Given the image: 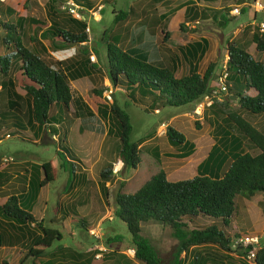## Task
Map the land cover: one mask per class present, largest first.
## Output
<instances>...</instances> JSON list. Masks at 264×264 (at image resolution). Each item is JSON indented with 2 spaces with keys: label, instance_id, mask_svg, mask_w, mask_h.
<instances>
[{
  "label": "trees",
  "instance_id": "1",
  "mask_svg": "<svg viewBox=\"0 0 264 264\" xmlns=\"http://www.w3.org/2000/svg\"><path fill=\"white\" fill-rule=\"evenodd\" d=\"M70 1L77 5H91L90 0ZM153 1L156 0H150L151 6ZM6 8L8 12L16 11L15 4L12 3L6 4ZM18 9V18L15 22L0 23L4 31L0 41L5 46L9 44L12 46L9 54L0 55V74L3 76L8 74L12 58L18 62L19 67L13 78L6 76L3 82L8 84L10 90L16 83L24 91L23 97L27 101L25 111L27 122L40 126L47 121L48 111L53 105L63 107L66 112L72 105V115L80 120L79 129H91V126L85 127L84 124V119L91 115V110L79 95L72 94L69 80L89 76L91 70H98L97 66L88 63L87 57L56 61L59 65L57 68L47 65L35 51L20 43L17 28L24 13L21 6ZM53 12L51 8V13ZM165 16L166 13L163 12L161 16L151 19L149 22L151 34ZM220 17L225 23L226 18L223 15ZM29 20L41 26L38 20L34 18ZM63 20L64 22H60L51 19L41 31V35L48 36L60 47L80 44L87 40L83 19L67 17ZM112 21L117 27L121 29L123 27V34L126 37L127 27L136 21V17L130 9L119 10L113 13ZM182 26L180 22L178 27L181 29ZM166 37L167 32L163 31L162 39ZM251 41L256 51H263L264 30L253 31ZM206 43V39L200 37L179 47L178 50L187 62L188 68L184 74L175 76L178 57L173 53L166 56L160 53L161 44L157 48L158 59L152 62L146 58L144 52L125 49L122 43L106 39V76L114 87L124 89L127 97L144 112H150L161 104L176 107L191 103L194 106L200 97L209 93L208 80L213 65L208 64L202 73L197 70V61L201 58ZM224 48L226 69L228 71L233 69L235 76L233 73L227 76L225 94H221L220 99L210 95L211 102L208 105L215 116L218 113L222 114L220 118L224 124H215L213 142L205 156L197 163L195 174L189 178L170 181L166 178L165 172L158 169L133 192L116 191L113 196L114 217L124 223L130 244L134 248V257L144 264H223L217 254L189 256L187 251L190 247L203 244H214L222 250L229 251L231 236H237L238 231L234 230L230 234L224 226L229 227L230 218L236 209L237 195L242 193L250 196L256 191H264V133L250 124L242 114L264 113V63L254 59L244 47L230 40L225 42ZM84 51L82 50V54ZM249 88L253 89V94L245 93ZM218 91L223 92L220 89ZM92 92L94 95H100L101 90L93 88ZM229 95L235 96L234 101L238 110L230 106ZM17 97L18 94L11 90L7 110L0 111V128L6 123L18 124V115L10 112L11 109L18 108L17 100H14ZM97 111L99 116L108 121L107 131H113L117 136L116 157L121 160L123 166L136 168L140 162L139 142L131 138L132 125L128 113L115 100L107 107L102 105L97 108ZM15 133L19 135V130L16 129ZM164 135L166 141L178 149L176 156L184 157L193 151V144L172 126L165 127ZM251 146L257 149L256 153L245 150V147L249 149ZM56 154L61 160L60 166L67 173L68 185L71 181L70 176L74 175V167L70 160L74 159L73 154L64 144L59 145ZM65 163L68 165L65 166ZM38 167L42 177L30 183L34 193L40 186L52 181L56 175L53 165L48 160L41 162ZM110 168L108 165L99 171L98 177L102 183L109 179ZM2 176L3 173L0 172V177ZM64 214L66 212L63 211ZM0 217L1 223L16 231L20 237L29 236L30 244L26 249L25 258L38 257L53 241L61 238L60 232L45 227L41 219H36L31 212L20 207L16 195L8 194L5 200L0 202ZM147 220H155L169 227L177 240L175 249L166 261L161 259L153 245L140 234V222ZM83 223L82 220L80 224L85 226ZM119 237L117 234L107 238V242ZM241 251L242 256L253 252L250 263L264 264V243L256 247L247 244ZM52 254L56 255V264H96L97 261L88 252L60 244L52 249ZM113 264L121 262L116 260Z\"/></svg>",
  "mask_w": 264,
  "mask_h": 264
},
{
  "label": "rangeland",
  "instance_id": "2",
  "mask_svg": "<svg viewBox=\"0 0 264 264\" xmlns=\"http://www.w3.org/2000/svg\"><path fill=\"white\" fill-rule=\"evenodd\" d=\"M133 1L134 0H90V6L83 5V7L77 9L74 14L68 10V7L76 5L70 0H0V23L2 21L15 22L18 18V7L21 6L23 8L22 12L24 16L21 18V24L17 28L18 39L23 46L32 51L38 47L39 51L37 52L47 65L52 68H57L59 65H57L56 61L87 57L88 63H94L98 69L91 71L89 76L78 78L69 83L72 93L79 94L82 99L85 100L84 102L94 111L93 116L84 119V124L85 127L92 125L93 128L91 129L97 134L88 131L89 134L86 133V131L83 134H79L77 128L80 120L72 115V108L70 107V110L66 112L63 107H58L56 105L50 108L49 113L52 114L55 119L51 124H61L62 127H66L67 129L64 134L60 132L59 137L57 136L59 132L56 130V134H53L52 140L46 141V137L39 134L37 138L38 142L33 143L30 140V136H24L21 132H19V136L16 135L15 129L12 127L5 129L6 132L10 133H8L9 137H3L5 131L0 133V172L3 173V176L0 177V202L5 200L7 193L16 195L20 207L25 210L29 209L28 211L34 213L36 219L37 217H41L42 225L56 229L61 234L60 240L53 241L51 246L41 255L33 257L32 259L25 258L26 249L30 244L29 236L24 235L20 237L16 231L1 223L2 220L0 217V264H56V255L52 254V249L58 244L78 249L81 252H88L92 254L93 258H95L94 253L98 252L97 247L103 248V250L100 251L99 257L95 258V260H97L96 264H113L116 260L121 262V264H144L137 260L134 254L129 255L128 249L133 248L130 244L129 234L124 223L114 217L113 214V196L115 192H133L158 169H163L166 178L170 181L193 176L197 163L205 156L209 146L213 142V131L215 130L213 127L215 124H224L220 118L222 114L218 113V115L215 116L210 106H204L201 113L196 114L194 112V106L191 103L176 106L175 109L174 107L161 104L159 107L162 108V110L158 114L152 111L144 112L127 97L124 89L121 87H114L109 82L105 71V40L114 39L120 41L119 38L124 32L123 27L121 29L112 23L113 13L119 10L127 11L128 7H131L129 3ZM147 1L148 0H136L135 3H137L138 6H135V8L146 5ZM194 1L195 0L153 1L156 12L166 13L163 21L157 26L155 33L153 35H148L144 27L140 25L128 26L127 31H129V28L133 30L131 33V37L133 38L132 44L136 43L138 40L140 41L142 39L141 37L144 36L150 39L152 43L154 42L156 46L161 44L162 49L160 53L163 55L166 56L169 53L175 54L178 57L175 76L184 74L188 68L187 62L181 57L178 50L180 46L187 42L197 40L202 36L206 37L210 42L216 39V46L214 49L210 52H206V54L197 61V70L199 73H202L208 64L213 65L208 80V95H214L215 98L220 99L221 94L225 93L224 91L220 93L218 91L220 87L219 78L225 73L226 82L227 76L230 73H233L235 76V72L233 69H229L230 71L226 69L225 46L223 45V41L222 44L221 41L219 44L218 38H220L222 34L226 41H229V38H231L232 40L230 41L244 47L254 59L264 63V52L256 51L251 41V33L259 28V22L264 23V7L258 10L250 5H243V7H240L236 12L241 15L238 20H234L233 15H229L227 21L224 23L218 14L220 9L217 10L216 15H214L215 17L211 18V11L213 12L215 10L194 5ZM235 1L241 4L244 0ZM10 3L15 4L16 11L8 12L6 4ZM182 5L186 6L185 13L187 17L185 18L181 15L182 8L180 9V7ZM51 8L54 11L53 13H51ZM199 10L204 14L201 18L197 17ZM151 14L152 12H143V19H145L146 15ZM194 14L196 15L193 16ZM253 15L255 18L252 17ZM188 16H190V18ZM67 17L81 20L83 18L85 21L84 25L88 28L87 31L84 29L87 36L85 42L60 47L52 42L48 36L43 37L41 35V31L49 24L51 19L64 22L63 19ZM30 18H34L41 22V26L32 23L29 20ZM195 18L201 19V21L195 22ZM218 20L219 23L217 22ZM180 22L183 24L181 29L178 27ZM75 29H77V27H75ZM163 31L167 32V37L165 39H162ZM142 33L143 36L141 35ZM3 34L4 31L0 24V39ZM113 36L115 38H113ZM126 41L125 39L124 43ZM217 46L219 48L218 50ZM11 49L12 46L10 44L5 46L0 41V55L9 54ZM82 50H85L83 54ZM157 51L159 52V49ZM91 55L93 59H90L89 56ZM18 67V62L12 58L6 76L12 77L13 72L17 70ZM6 76L0 74V111L7 110L8 108L5 94L6 89H8V84L3 82ZM14 86L20 89L16 83ZM93 88L100 89V95H94L92 92ZM104 88H111L109 98L103 95L102 92ZM252 91V89H249L248 92L252 93ZM20 92H23V90L20 89ZM112 100H115L116 103L128 113L132 125L131 138L136 141L140 140L139 143L142 141L139 149L140 162L134 169L125 167L121 164L117 171V175L110 176L107 182L102 183L98 177V173L107 165L105 164L101 167V161L104 160L105 154L102 153L100 159L95 161L97 155L95 154L94 157V149L97 148L98 141L103 132L106 134L104 142L109 139L110 142L113 139L118 141V139L113 131L111 134L107 131L108 121L106 118H102L98 115L97 108L102 105L107 107ZM202 100L203 96L195 103ZM234 100L235 98L230 99L229 104L232 108L238 110ZM23 109L24 104L22 103L19 111H12V113L18 115V120L21 123H24L25 119V114L22 113ZM167 109H171L172 112L168 114L166 111ZM242 114L248 121L247 114ZM173 115L175 116L170 118ZM160 119H162V122H159ZM157 125H159L158 129H156ZM167 125L180 131L187 140H190L194 144L193 151L189 155L184 157L175 155L178 150L173 148V145L166 141L164 135V130ZM153 130L155 131V135H151V131ZM232 131H234L233 126ZM144 134L147 135L143 136ZM47 136L49 137L50 134H47ZM61 143L69 147L72 152L80 157L83 155L85 157L88 156V160H85V165L87 164L86 166L90 168L95 182L94 180L93 182L83 181V177H81V172L83 171L79 169L80 165L76 161L77 159H70L74 163L73 166L77 168H73L75 171L74 175H71L69 178L72 182L69 180V185L66 184L67 173L60 166L61 160L56 154L59 145H62ZM106 145L107 143L101 146V148L103 149ZM248 151L251 153L256 152V150H252L251 148H249ZM110 153L112 156L114 150H111ZM115 156L116 155L112 156V162L115 161ZM3 158H6V160ZM47 160L52 163L56 175L52 181L45 183L41 187L42 192L38 195V207L33 208L34 192L30 186V183H32L30 179L34 169L38 172V176L40 175L42 177L41 170L38 167L39 163H34V161L40 162ZM112 162L108 164L111 166ZM66 165L68 164L65 163V166ZM70 185L71 189L64 192L63 190ZM73 188H75L77 192L70 195ZM66 196L68 197L64 199ZM249 197L250 196H246L242 193L237 195L236 209L230 218L229 227L226 228V226H224L225 230L230 234L236 229L240 233H237V236H231L229 251L222 250L214 244H203L190 247L187 251L189 256L193 254L201 256L200 254L210 253L212 255L217 254L220 259H222L223 264H251L246 255H241L242 247L249 244V241L247 239H242V241L236 243L237 237L245 236L244 234H246V236L255 235L257 237V242L254 245H258L264 243V232H253L251 229L245 228L243 218H246V212H244L245 206L242 205V201L245 199L244 203H251L254 205L256 200H260L261 202L257 204L256 208L257 210L259 208L264 210V203H262V201H264V195L263 192L258 191L252 195V199ZM42 201H46V204L43 205ZM63 211L66 212V214L63 215ZM70 212L71 216L67 218L66 215H69ZM89 213L95 214L88 216ZM258 213L259 210L256 212L255 216ZM250 215L252 216V214ZM263 219L264 215L258 216V220L261 223ZM82 220L85 226L80 224ZM90 231H94L96 236L91 234ZM117 234H119V238L107 242V238H111ZM140 234L153 245L162 260L166 261L169 259L177 243L169 227L155 220H147L140 222Z\"/></svg>",
  "mask_w": 264,
  "mask_h": 264
},
{
  "label": "crops",
  "instance_id": "3",
  "mask_svg": "<svg viewBox=\"0 0 264 264\" xmlns=\"http://www.w3.org/2000/svg\"><path fill=\"white\" fill-rule=\"evenodd\" d=\"M97 1H99V0H97ZM135 1L136 0H134L133 2H130L129 4L131 5V7H128V9H130V11H131V13H133V15H135V17H136V21L135 22H132L131 23V25H140V26H142V27H144V29H145V31H146V33L148 34V35H153L154 33H155V31L151 34L150 32H149V22L151 21V19H153V18H155L156 16H161L162 15V13L163 12H161V13H158V12H156L155 11V6L153 5V6H151L150 5V0H148L147 2H146V5H143V6H141L140 8H135V6L137 7L138 6V4L137 3H135ZM76 4V3H75ZM80 4V3H79ZM145 4V3H144ZM192 4V3H191ZM193 4L194 5H198V6H202V7H208V8H210V9H213V10H215V11H211V14H210V17L211 18H213V17H215L214 15H216V13H217V10H219L220 9V12L218 13L219 14V16L220 15H223L225 18H226V21H227V18H228V16L229 15H233V18H234V20H238L240 17H241V15L240 14H238V13H236V12H232L231 11V9L233 8V6H238V10L240 9V7H243V5H248V4H246L244 1H242L241 2V4L240 3H236V1L235 0H195L194 2H193ZM98 5H101V4H98ZM239 5H241V6H239ZM76 6L78 7V9L79 8H81V7H83V5H77L76 4ZM182 8V10H181V12H182V17L183 18H185V17H187V15H186V13H185V10H186V6L185 5H182L181 7H180V9ZM200 9V8H199ZM178 10V9H177ZM152 12V14L151 15H146V17H145V19H143V16H142V13L143 12ZM191 15H192V13H191ZM190 15V16H191ZM196 14H194L193 16H195ZM204 14L202 13V11L201 10H199V12H198V14H197V17H199V18H201L202 16H203ZM190 16H188L189 18H190ZM253 18H255L254 17V15L252 16ZM97 19H99V18H97ZM127 20V19H126ZM198 21H201V19H198V18H195V22H198ZM253 21V20H252ZM126 22V21H125ZM162 22V21H161ZM218 23H219V20L217 21ZM160 24V23H159ZM158 24V25H159ZM131 25H129V27L131 26ZM157 28V27H156ZM156 30V29H155ZM143 31V30H142ZM263 31V30H262ZM261 31V32H262ZM133 32V30H132V28H129V31L127 32V36L126 37H124V34H122L121 36H120V41H118V43H122V45H123V48H125V49H133V50H135V51H137V52H144L145 53V55H146V58L149 60V61H152V62H154V61H156L157 59H158V51H157V48H158V46H156V44H154V42L152 43V41L150 40V39H148V38H145L144 36H143V33L141 34L143 37H141L142 39L138 42H136V43H131L132 41H133V38L131 37V33ZM260 32V31H259ZM203 37V36H202ZM205 39H206V47H205V50H204V52H203V54H202V56H201V58L204 56V54H206V52H210L212 49H214V47L216 46V39L215 40H213L212 42H210L206 37H204ZM125 39L127 40L125 43H124V41H125ZM199 39V38H198ZM197 39V40H198ZM229 40H232L231 38H229ZM218 41H219V44H220V41H221V44H222V41H223V45L225 46V42H226V40H225V37L223 36V34H222V36L220 37V38H218ZM254 44V43H253ZM213 45V46H212ZM220 46V45H219ZM219 48H218V46H217V50H218ZM225 50V49H224ZM34 51L39 55V53L37 52V51H39V49H38V47H36L35 49H34ZM263 52H264V50H263ZM213 55H214V52H213ZM40 56V55H39ZM226 56V55H225ZM150 58H151V60H150ZM200 58V59H201ZM76 59H79V58H76ZM176 65H177V63H176ZM197 69H198V66H197ZM16 71V70H15ZM14 71V72H15ZM92 71V70H91ZM14 72H13V74H14ZM13 74H12V77L11 78H13ZM81 77H84V76H81ZM81 77H78V78H81ZM78 78H75V79H72V80H69V83H70V81H74V80H76V79H78ZM13 81H14V79H13ZM14 85H15V83H14ZM13 85V87H12V92H14V93H16V94H18V97L15 99L14 98V100H17V103H18V100H19V103H18V108L17 109H11V111L10 112H12L13 110H20V107L22 106V103L24 104V109H23V111H22V113H24L25 114V111H26V109H27V101H26V99L23 97V94H24V91L23 92H20V89H18L16 86H14ZM71 89V88H70ZM249 89H251V88H249ZM249 89H247L246 91H245V93L247 92V94L249 93L248 91H249ZM11 90H10V87L8 88V89H6V102L8 101V98H9V94L11 93ZM253 90V89H252ZM254 92L252 91V93H249V94H253ZM73 94V93H72ZM73 95H79V94H77V93H74ZM80 96V95H79ZM81 97V96H80ZM82 98V97H81ZM83 100V99H82ZM83 101H85V100H83ZM86 104V103H85ZM87 105V104H86ZM20 106V107H19ZM56 106H58V105H56ZM88 106V108L91 110V115L90 116H87L85 119H87V118H90L91 116H93L94 115V111H92V109L90 108V106L89 105H87ZM160 105H158L157 107H155V108H153L151 111L153 112V113H159L161 110H162V108H160L159 107ZM17 107V106H16ZM58 107H60V106H58ZM70 107L72 108V110H73V107H72V105H70L69 106V109H68V111L70 110ZM169 107H172V106H169ZM174 109H175V107H174ZM58 110H59V108H58ZM167 112H168V114L169 113H171L172 112V110L171 109H167L166 110ZM50 112V109H49V111H48V119H47V121H45V123H43L42 125H40V126H36V124H29L27 121H28V118H27V116L25 115V119H24V123H21V122H19L18 121V124H2L1 125V128H0V133L1 132H4L5 131V129H7V128H10V127H12V128H14L15 129V132H16V129H18L19 130V132H21L22 133V135H24V136H30L31 138H30V140H31V142H33V143H37L38 141H37V138L39 137V134L41 135H43V136H45L46 137V141H48V140H52V137H53V134H56L55 132H56V130L59 132V134L57 135L58 137H59V135H60V132L62 133V134H64L66 131H67V129H66V127H62L61 126V124H55V125H52L51 124V122H54L55 121V119H54V116L52 115V114H50L49 113ZM175 115H173L172 117H170V118H173ZM247 116V118H248V121H249V123L250 124H252L253 126H255L258 130H260V131H262V133H264V113H252V114H247L246 115ZM75 118H77V117H75ZM159 122H162V119H160V121ZM86 124H88V123H86ZM158 124H160V123H158ZM88 126H91V128H93V126L92 125H88ZM215 127V126H214ZM214 127H213V129H214ZM159 128V125H157L156 126V129H158ZM30 130H32V131H30ZM79 130V131H78ZM86 131V133H88V132H94L93 134H97L95 131H93L92 129H86V128H83V129H79V125H78V128H77V132L79 133V134H83L84 132ZM88 131V132H87ZM106 131V130H105ZM41 132V133H40ZM108 132H110V134L112 133V131H108ZM4 133H6V131L4 132ZM3 133V134H4ZM9 133V132H8ZM215 132L213 131V134H214ZM10 134V133H9ZM16 134V133H15ZM47 134H50V136L48 137L47 136ZM89 134V133H88ZM92 134V135H93ZM105 132H103L102 134H101V138H100V140L98 141V145H97V148L96 149H94V157H95V154L97 155L96 157H95V161H97V160H99L100 159V157H101V155H102V153L103 154H105V158H104V160L103 161H101V167L103 166V165H105V164H107L106 166H108V165H110V164H108V163H110V162H112V156L113 155H116V150H117V145L116 144H118V141H116V140H112L111 142L109 141V140H107V141H105L104 142V138H105ZM115 135V134H114ZM147 134H144L143 136H146ZM151 135H155V131L153 130V131H151ZM19 136V135H18ZM142 137V136H141ZM151 137V136H150ZM185 138V137H184ZM148 139V138H147ZM186 139V138H185ZM135 140V139H134ZM187 140V139H186ZM140 140H138V142H139ZM188 141H190V140H188ZM142 142V141H141ZM141 142L140 143H138V146H139V149H140V145H141ZM191 142V141H190ZM105 143H107V145H106V147H104L103 149L101 148V146H104V144ZM192 143V142H191ZM193 144V143H192ZM173 148H175V149H177L175 146H172ZM193 147H194V144H193ZM210 147V146H209ZM69 148V147H68ZM209 149V148H208ZM251 149L252 150H256V152H257V149L255 148V147H252L251 146ZM69 150L71 151V149L69 148ZM111 150H114V154L111 156ZM178 150V149H177ZM245 150H247L248 151V148L247 147H245ZM208 151V150H207ZM178 152V151H177ZM176 152V153H177ZM255 152V153H256ZM71 153L73 154V158L74 159H77L76 161L79 163V165H80V167H79V169L81 170V171H83V172H81L82 174H81V177H83V181H85V182H88V181H92L93 182V180H94V178H93V175L91 174V172H90V168L89 167H87L86 165H85V160H88V156L87 157H85L84 155L83 156H79V155H77V154H75L74 152H72L71 151ZM175 154V153H174ZM107 155V156H106ZM176 155V154H175ZM115 158H117L116 156H115ZM21 160H23V159H21ZM41 162H43V161H40V162H36V161H34V163H41ZM52 164V163H51ZM72 164L74 165V163H73V161H72ZM74 168H77V167H75V166H73ZM32 168H34V167H32ZM163 170V169H162ZM164 171V170H163ZM73 172H75L74 171V169H73ZM40 175L38 176V172H36L35 171V169H34V171L32 172V177H31V179L30 180H32V182H35L36 181V179L37 180H39L40 179ZM39 178V179H38ZM110 178V177H109ZM108 180H105L104 181V183L105 182H107ZM72 182V181H71ZM94 182H95V180H94ZM44 185V184H43ZM42 185V186H43ZM69 185V184H68ZM42 186H40L38 189H37V191L35 192V193H33V203H32V207L33 208H35V207H38V205H37V203H38V195L42 192V189H41V187ZM67 188V189H66ZM63 191L65 192H67L68 190H70L71 189V185L69 186V187H66ZM47 189V188H46ZM74 192H77L76 191V189L75 188H73L72 189V192H70V195H72ZM256 192H258V191H256ZM260 192H263V195H264V191H260ZM255 193V192H254ZM253 193V194H254ZM9 193H7V195H8ZM252 194V195H253ZM6 195V196H7ZM252 195H250V199H252ZM68 196H66V197H64V199H66ZM244 201H245V199L242 201V205L243 206H245V211L244 212H246V218L244 217L243 218V220H244V226H245V228H248V229H251V231H253V232H256V231H259V232H264V219H263V221H262V223L258 220V216H263L264 215V210H262L261 208H259L258 210H259V213L255 216V214H256V212H258V210H257V204H259L261 201L260 200H256L255 201V203H254V205L253 204H251V203H249V204H246V203H244ZM43 202V205H45L46 204V201H42ZM40 203V202H39ZM262 203H264V201H262ZM29 210V209H28ZM30 212V211H29ZM32 213V212H31ZM75 213V212H74ZM33 214V216H34V213H32ZM73 214V213H72ZM92 214V213H91ZM91 214L89 213L88 214V216L90 215L91 216ZM93 214H95V213H93ZM92 214V215H93ZM250 214H252V216L250 215ZM68 216L70 217L71 216V212L69 213V215H66V217L68 218ZM41 218V217H40ZM39 217H37V219L39 220L40 219ZM83 218V217H82ZM235 229V228H234ZM237 230V229H236ZM238 234H240L239 232H238ZM76 250H78V249H76ZM115 262V261H114ZM113 262V263H114Z\"/></svg>",
  "mask_w": 264,
  "mask_h": 264
},
{
  "label": "built area",
  "instance_id": "4",
  "mask_svg": "<svg viewBox=\"0 0 264 264\" xmlns=\"http://www.w3.org/2000/svg\"><path fill=\"white\" fill-rule=\"evenodd\" d=\"M244 2L252 7H254L255 9H262L264 7V0H244ZM78 9V7L76 5H73V6H70L68 7V10L71 12V13H74L76 12V10ZM238 10V6H233V8L231 9L232 12H237ZM73 14V15H74ZM79 18V17H77ZM83 19V18H82ZM259 28L258 30L261 32L263 29H264V23L263 22H259ZM84 29L87 31L88 28L87 26L85 25ZM90 59H93V56H89ZM225 73L222 74V76L219 78V89L221 91H225ZM103 95L107 98H109V95L111 94V88H104L103 89ZM103 96V97H104ZM211 102V97L210 95H203V100L202 101H198L197 103H195L194 105V112L196 114L198 113H201V111L203 110L204 106H208ZM3 137L7 138L9 137V134L8 132H6ZM4 160H6V158H3ZM122 164L121 160L119 158H116L114 162H112V165H111V168H110V176H116L117 175V171L119 169V166ZM91 234H94L96 236V233H94V231H90ZM242 239H247L249 241V244H251L252 246H256L254 245L256 242H257V237L255 235L253 236H240L237 238V241L236 243H239L240 241H242ZM98 249V252L94 253V257L95 258H98L99 257V254L101 253L100 251L103 250V248H99L97 247ZM129 255H133L134 254V249L133 248H129ZM246 257L248 259H251L253 257V252H250L246 255Z\"/></svg>",
  "mask_w": 264,
  "mask_h": 264
},
{
  "label": "water",
  "instance_id": "5",
  "mask_svg": "<svg viewBox=\"0 0 264 264\" xmlns=\"http://www.w3.org/2000/svg\"><path fill=\"white\" fill-rule=\"evenodd\" d=\"M229 98H230V99H234L235 96H234V95H229Z\"/></svg>",
  "mask_w": 264,
  "mask_h": 264
},
{
  "label": "clouds",
  "instance_id": "6",
  "mask_svg": "<svg viewBox=\"0 0 264 264\" xmlns=\"http://www.w3.org/2000/svg\"><path fill=\"white\" fill-rule=\"evenodd\" d=\"M257 30H258V29H257ZM258 31H259V30H258ZM244 235H246V234H244ZM238 237H239V236H238ZM238 237H237V238H238ZM246 245H247V244H246ZM250 245H251V244H250ZM258 245H259V244H258ZM258 245H256V246H258ZM256 246H255V247H256ZM246 255H247V254H246ZM249 260H251V259H249ZM251 264H252V263H251Z\"/></svg>",
  "mask_w": 264,
  "mask_h": 264
}]
</instances>
